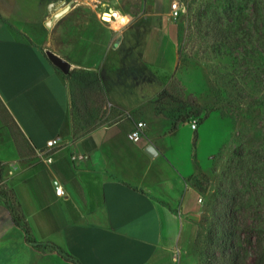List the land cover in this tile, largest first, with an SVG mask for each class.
<instances>
[{
  "label": "crops",
  "instance_id": "0c3cea01",
  "mask_svg": "<svg viewBox=\"0 0 264 264\" xmlns=\"http://www.w3.org/2000/svg\"><path fill=\"white\" fill-rule=\"evenodd\" d=\"M158 4L152 0L150 11L136 19L155 17L151 35L140 45L154 67L145 66L142 58L143 68L130 70L134 89L120 87L116 93L103 86L106 120L83 133L74 130L70 81L46 54L54 45L56 26L47 22L60 11L55 0H0V264H73L49 245L36 248L26 242L6 193L34 239L58 245L81 264H172L187 255L190 243L192 254L197 192L183 166L154 137L149 121L166 118L155 108L157 97L174 72L163 77L172 54L174 69L177 64L170 10ZM135 21L124 26L114 48ZM154 33L162 54L158 60L151 52ZM127 119L131 122L121 126ZM6 120H14L20 134L13 136ZM138 122L145 127L134 142L128 134ZM57 135L64 144L49 152L46 143ZM149 144L156 148L155 156L146 152ZM37 150L45 152L39 156ZM73 154L87 157L77 166ZM54 179L63 185L64 195L56 193Z\"/></svg>",
  "mask_w": 264,
  "mask_h": 264
},
{
  "label": "rangeland",
  "instance_id": "374dc122",
  "mask_svg": "<svg viewBox=\"0 0 264 264\" xmlns=\"http://www.w3.org/2000/svg\"><path fill=\"white\" fill-rule=\"evenodd\" d=\"M172 1L158 0V5L171 12ZM178 2L179 15L167 17L177 64L174 69L172 54L168 71L162 70L163 77L174 72L155 107L166 118H150L152 133L183 166L197 192L199 250L204 252L211 239L214 245L227 241L237 224L243 238L259 235L264 251V0ZM151 5L152 0H55L56 8L70 12L52 23L54 45L47 49L72 65L68 73L60 71L70 81L76 132L87 133L105 122V90L113 87L117 93L120 87L135 86L130 70L143 68L142 58L145 66L154 67L140 45L151 35L155 17L136 20ZM114 12L128 18L125 25L136 20L116 48L125 25L118 28L107 21L105 14ZM153 40L152 57L158 60L162 54L155 33ZM193 118L200 120L195 130ZM256 248L239 241L233 252H243L244 264H250ZM191 251L190 243L187 255L172 264H201L194 251L188 255ZM225 261L230 264L229 258Z\"/></svg>",
  "mask_w": 264,
  "mask_h": 264
},
{
  "label": "trees",
  "instance_id": "16d2710c",
  "mask_svg": "<svg viewBox=\"0 0 264 264\" xmlns=\"http://www.w3.org/2000/svg\"><path fill=\"white\" fill-rule=\"evenodd\" d=\"M57 70L60 71V69L58 67H57ZM11 121L6 120V123L10 127V129L13 133V136L15 135V137H16L17 134H20V129L14 120H11ZM199 123H200V120H199ZM176 128H177V124L174 123L173 124V130ZM1 172H2V166L0 164V174H1ZM5 195L7 196L9 208L13 214V219L16 222V224L23 229V231L25 233V240L27 243H29L30 245H32L36 248H41L45 244L49 245L50 247L55 249L58 252V254L60 256H62L65 260L72 262L73 264H81L77 259H75L73 256H71L67 252H65L58 245H56L54 243H50V242H39L36 239H34L32 236L30 227L27 224V222H22L21 221L22 217L17 214L18 205L16 204L14 198H12V195H10V194L6 193ZM233 227L235 229L231 230V232L228 233L227 241L222 242L220 239L218 241L217 245H214L215 240L211 239V241H209L208 247L204 250V252L199 250L198 239H199L200 233L197 232L198 234L196 236L197 238H196L193 253H194V255L200 257V263L201 264H225L226 263L225 260L227 258H229L230 264H244V262L242 260V259H245L243 252L240 251L239 253H236V254H234V252H233L234 249L237 248V243L239 241L257 245L256 251H255L256 255H255L252 263H250V264H264V262H263L264 261V253H263L264 251H262V248H261L262 246H261L260 236L257 235V237L254 238V236L252 237L253 234L247 233L246 238H245L246 234H244V238L246 240L243 241L244 238L241 236L239 226H237V224L236 225L234 224ZM228 231H229V229H228Z\"/></svg>",
  "mask_w": 264,
  "mask_h": 264
},
{
  "label": "built area",
  "instance_id": "2783aa9c",
  "mask_svg": "<svg viewBox=\"0 0 264 264\" xmlns=\"http://www.w3.org/2000/svg\"><path fill=\"white\" fill-rule=\"evenodd\" d=\"M180 11H181V7H180L178 0H173L171 2V12H170L171 15L176 17L179 15ZM190 125H191V128L193 130L197 129L198 125H199L198 118L191 119ZM144 127H145V124L143 122H138L136 124V127L128 134L129 139L134 141V142H138L143 135ZM63 144H64L63 136L57 135L56 137L51 138L50 140L47 141L46 147L49 149V152H50V151H54L55 149L61 147ZM44 152H45V150H37V155L42 156L44 154ZM86 157H87V155H85V154H73L71 156L74 164L77 166L80 164V162L82 160H85ZM46 161L48 163L53 161V157L51 154H49L47 156ZM53 183H54V186L56 189V193L58 195H64V188H63V185L61 184V182L58 179H54Z\"/></svg>",
  "mask_w": 264,
  "mask_h": 264
},
{
  "label": "water",
  "instance_id": "95a60500",
  "mask_svg": "<svg viewBox=\"0 0 264 264\" xmlns=\"http://www.w3.org/2000/svg\"><path fill=\"white\" fill-rule=\"evenodd\" d=\"M69 8H63L62 10L56 12L53 16V18L47 22V26H51L52 22L58 18H60V16H62ZM47 56L49 57V59L53 62L54 65H56L60 70H62L64 73H68L70 71L71 68V64L64 58L60 57L58 54L54 53L51 50H47L46 51ZM146 152L150 155V156H155L157 154V150L156 148L149 144L146 148Z\"/></svg>",
  "mask_w": 264,
  "mask_h": 264
},
{
  "label": "bare ground",
  "instance_id": "6f19581e",
  "mask_svg": "<svg viewBox=\"0 0 264 264\" xmlns=\"http://www.w3.org/2000/svg\"><path fill=\"white\" fill-rule=\"evenodd\" d=\"M114 16V17H112ZM105 18L107 19V21H109L112 25H115L117 26L118 28H121L122 26H124L127 21H128V18L124 17L123 15L121 14H118V13H107L105 14Z\"/></svg>",
  "mask_w": 264,
  "mask_h": 264
}]
</instances>
